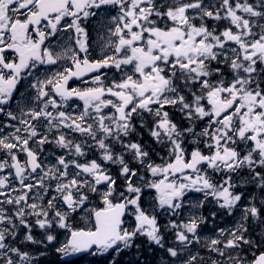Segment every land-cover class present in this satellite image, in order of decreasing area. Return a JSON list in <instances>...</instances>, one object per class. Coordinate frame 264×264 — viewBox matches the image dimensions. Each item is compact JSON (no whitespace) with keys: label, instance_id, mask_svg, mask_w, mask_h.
Wrapping results in <instances>:
<instances>
[{"label":"snow or ice","instance_id":"1","mask_svg":"<svg viewBox=\"0 0 264 264\" xmlns=\"http://www.w3.org/2000/svg\"><path fill=\"white\" fill-rule=\"evenodd\" d=\"M0 264H264V0H0Z\"/></svg>","mask_w":264,"mask_h":264}]
</instances>
